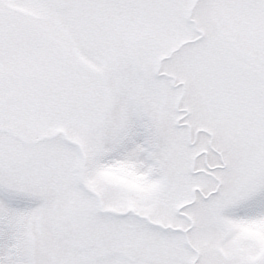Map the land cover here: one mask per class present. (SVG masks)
Returning a JSON list of instances; mask_svg holds the SVG:
<instances>
[{
	"label": "snow or ice",
	"instance_id": "obj_1",
	"mask_svg": "<svg viewBox=\"0 0 264 264\" xmlns=\"http://www.w3.org/2000/svg\"><path fill=\"white\" fill-rule=\"evenodd\" d=\"M0 264H264V0H0Z\"/></svg>",
	"mask_w": 264,
	"mask_h": 264
}]
</instances>
